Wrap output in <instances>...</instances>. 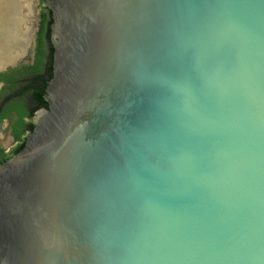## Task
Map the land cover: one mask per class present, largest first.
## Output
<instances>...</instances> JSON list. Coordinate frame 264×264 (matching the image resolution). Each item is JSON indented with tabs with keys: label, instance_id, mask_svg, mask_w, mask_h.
Wrapping results in <instances>:
<instances>
[{
	"label": "water",
	"instance_id": "obj_1",
	"mask_svg": "<svg viewBox=\"0 0 264 264\" xmlns=\"http://www.w3.org/2000/svg\"><path fill=\"white\" fill-rule=\"evenodd\" d=\"M44 4L48 107L0 165V264H264V0Z\"/></svg>",
	"mask_w": 264,
	"mask_h": 264
},
{
	"label": "trees",
	"instance_id": "obj_2",
	"mask_svg": "<svg viewBox=\"0 0 264 264\" xmlns=\"http://www.w3.org/2000/svg\"><path fill=\"white\" fill-rule=\"evenodd\" d=\"M45 0H41V4ZM52 23V12L43 6L40 14L39 31L37 33V46L31 64H22L12 68L5 73H0V81H4L6 88L11 90L9 97H16L12 103L0 107V121L15 115L16 121L12 135L18 144L8 153L0 149V165L12 155L18 153L25 143V137L21 135L25 130L30 133L34 124L26 121L38 108L47 109L44 100V91L47 81L52 76V53L53 47L50 43V25ZM48 48H45L47 46ZM27 102L31 108L25 109L23 103Z\"/></svg>",
	"mask_w": 264,
	"mask_h": 264
},
{
	"label": "bare ground",
	"instance_id": "obj_3",
	"mask_svg": "<svg viewBox=\"0 0 264 264\" xmlns=\"http://www.w3.org/2000/svg\"><path fill=\"white\" fill-rule=\"evenodd\" d=\"M19 11V0H0V67L14 57L9 53V47H15L18 41L23 42L22 46L26 45L24 42L27 40V37L24 33L16 31V36H12L11 34L18 27L19 21H23Z\"/></svg>",
	"mask_w": 264,
	"mask_h": 264
},
{
	"label": "flooded vegetation",
	"instance_id": "obj_4",
	"mask_svg": "<svg viewBox=\"0 0 264 264\" xmlns=\"http://www.w3.org/2000/svg\"><path fill=\"white\" fill-rule=\"evenodd\" d=\"M40 1V0H39ZM45 3V1H44ZM41 4V1H40V5L38 7V11L36 13V22H35V26H36V30L34 31V46H33V53H32V56H31V60H27V61H22L21 64L19 66H21L22 64H31L32 61H33V58H34V53H35V49H36V46H37V33L39 31V22H40V14H41V9L43 6H45V4ZM50 39V38H49ZM51 43V41H50ZM47 44V43H46ZM45 48H48V44L47 46H45ZM19 56V55H18ZM17 66V67H19ZM17 67H13V68H17ZM10 69L12 68H9V69H6L4 71H1L0 73H5L7 71H9ZM9 95H11V90L7 89L6 88V84L4 81H0V107L3 106V105H6V104H10L13 102V100H16V97H9ZM23 106L25 109H29L31 108V105L28 104L27 102L23 103ZM43 108H38L34 111V113L32 114V116L30 118H25L26 121H30L32 124L35 125V122H36V118H37V113L38 111L42 110ZM6 122V125H7V132L9 133V136L11 138V141L13 143V146L11 148H8L7 150L5 149V146L4 145H0V149H3L4 152L8 153L10 152L17 144H18V141H16L12 135V131H13V128H14V125H15V121H16V118H15V115H11L10 117L8 118H4L0 121L1 123V129H0V132H4V129L2 128V123L3 122ZM28 131L25 130L24 133L21 135L22 137H25L26 139V136L28 135ZM6 136V135H5Z\"/></svg>",
	"mask_w": 264,
	"mask_h": 264
},
{
	"label": "rangeland",
	"instance_id": "obj_5",
	"mask_svg": "<svg viewBox=\"0 0 264 264\" xmlns=\"http://www.w3.org/2000/svg\"><path fill=\"white\" fill-rule=\"evenodd\" d=\"M41 1V0H40ZM39 0H19L20 2V16H22L23 21H19L18 27L15 29V31H12V36H16L17 32L20 31L22 34L24 33L27 37V40L24 42V44L28 42L29 37V29L30 27L33 30L32 22H34V16H36V13L38 11L39 7ZM36 22V21H35ZM23 43V42H22ZM21 42H17V45L13 48L9 47L8 51L11 54V56L18 57L20 55L19 48L22 46ZM12 50V51H11ZM12 52V53H11ZM2 128L4 129V132H0V145H4L5 149L11 148L13 146V143L11 141V138L9 136V133L7 132V125L4 121L2 123ZM6 135V136H5Z\"/></svg>",
	"mask_w": 264,
	"mask_h": 264
}]
</instances>
